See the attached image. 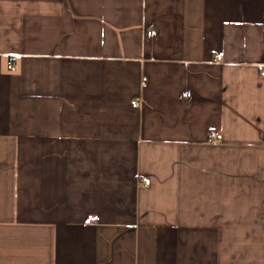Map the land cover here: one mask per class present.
Wrapping results in <instances>:
<instances>
[{
  "label": "crops",
  "instance_id": "obj_1",
  "mask_svg": "<svg viewBox=\"0 0 264 264\" xmlns=\"http://www.w3.org/2000/svg\"><path fill=\"white\" fill-rule=\"evenodd\" d=\"M0 264H264V0H0Z\"/></svg>",
  "mask_w": 264,
  "mask_h": 264
},
{
  "label": "built area",
  "instance_id": "obj_2",
  "mask_svg": "<svg viewBox=\"0 0 264 264\" xmlns=\"http://www.w3.org/2000/svg\"><path fill=\"white\" fill-rule=\"evenodd\" d=\"M7 66H8V68L11 69V70H14V69H15L14 60H13L12 57L9 58V60H8V65H7ZM142 83H143L144 85L146 84V78H145V77L143 78ZM132 104H133V106H136V105H137V102H136V101H133ZM216 136H217L216 132H215V131H212V133H211V138H212V139H215ZM144 183H145V184H149V183H150V180L145 179V180H144ZM92 219H93L92 217H89V220H92Z\"/></svg>",
  "mask_w": 264,
  "mask_h": 264
}]
</instances>
